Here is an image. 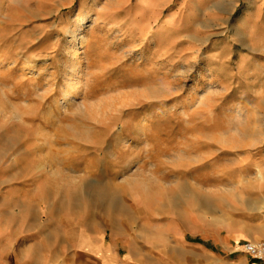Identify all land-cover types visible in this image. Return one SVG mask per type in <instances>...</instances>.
Here are the masks:
<instances>
[{
	"label": "rangeland",
	"instance_id": "obj_1",
	"mask_svg": "<svg viewBox=\"0 0 264 264\" xmlns=\"http://www.w3.org/2000/svg\"><path fill=\"white\" fill-rule=\"evenodd\" d=\"M181 236L264 239V0H0V264Z\"/></svg>",
	"mask_w": 264,
	"mask_h": 264
},
{
	"label": "crops",
	"instance_id": "obj_2",
	"mask_svg": "<svg viewBox=\"0 0 264 264\" xmlns=\"http://www.w3.org/2000/svg\"><path fill=\"white\" fill-rule=\"evenodd\" d=\"M178 240H179L177 241L178 247L183 246L186 249L188 248L189 252L193 253L194 258L195 255L199 256V262L194 264H262L261 262L250 258L245 253L243 254L236 253L237 251L235 249H231V250L228 249V258H219L218 255L216 254L218 248L213 243H204L199 240L198 241L194 240L193 242H190L192 243V245L187 246L186 244H189L188 243L189 241L185 243L186 238L184 236L178 237ZM100 249H101V255L105 254L104 247H101ZM113 250L114 248L112 249V247H110L109 254L107 253L106 254L108 255V257L111 256V259L114 260L113 262H116L115 264H120V261L122 262V264H132L127 259L119 258L117 254L114 253ZM147 252H148L146 253L147 257H152V255H156L153 253L152 249L150 248L148 249ZM135 255L138 257L135 258V261L137 262L140 261L138 253H135ZM175 264H188V263L179 261L176 262Z\"/></svg>",
	"mask_w": 264,
	"mask_h": 264
},
{
	"label": "built area",
	"instance_id": "obj_3",
	"mask_svg": "<svg viewBox=\"0 0 264 264\" xmlns=\"http://www.w3.org/2000/svg\"><path fill=\"white\" fill-rule=\"evenodd\" d=\"M241 247L242 251L250 258L264 264V239L257 242H245Z\"/></svg>",
	"mask_w": 264,
	"mask_h": 264
},
{
	"label": "bare ground",
	"instance_id": "obj_4",
	"mask_svg": "<svg viewBox=\"0 0 264 264\" xmlns=\"http://www.w3.org/2000/svg\"><path fill=\"white\" fill-rule=\"evenodd\" d=\"M71 34H73V32L71 33ZM74 35V34H73ZM73 69V68H72ZM73 71V70H72ZM67 74H69V73H67ZM73 75V74H72ZM69 79H71L70 77H67V78H65V82L63 83V85H67L68 84V81H69ZM64 81V80H63ZM65 93V92H64ZM69 95H68V92L67 93H65L64 94V97H63V99L65 100V99H67V97H68ZM261 174V173H260ZM259 174V175H260Z\"/></svg>",
	"mask_w": 264,
	"mask_h": 264
}]
</instances>
